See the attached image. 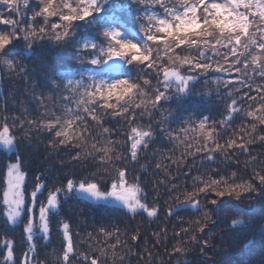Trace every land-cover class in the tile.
<instances>
[{
	"label": "snow or ice",
	"instance_id": "snow-or-ice-1",
	"mask_svg": "<svg viewBox=\"0 0 264 264\" xmlns=\"http://www.w3.org/2000/svg\"><path fill=\"white\" fill-rule=\"evenodd\" d=\"M35 3L25 23L30 0H0V25L7 26V30H0V68L27 75L23 60L36 52L38 43L43 47L45 40L70 52L68 60L59 68H51L50 75L45 77L48 81L45 86L52 90L51 97L60 93L62 103L52 106L58 110L45 108L40 119L26 123L29 132L35 129L51 134L52 151L77 149L72 160L85 167L80 175L74 174L53 189H48L40 176L36 177L30 197H26L27 174L18 151L20 141L12 132L17 125L23 129L25 122L16 117L11 122L8 117H0L3 150L0 158L14 161L5 163L6 171L0 173L4 214L12 224L22 217L26 220L23 232L28 245L20 260L14 257L13 241L5 239L2 264H33L36 232L47 241L53 224L63 235L62 255H57L56 264H107L108 249L96 248L92 233L87 234L85 251L79 250L82 245L74 243L70 224L60 218L64 200L75 196L98 207L119 205L125 215L146 213L149 218L157 217L159 209L143 202L147 193L141 186V178L130 176L127 167L129 158L137 161L139 152L154 143V136L165 135L184 145L182 156L205 152L207 162H214L216 154L226 159L231 158L230 153L251 156L249 145L264 144V0H129L127 5L120 0H35ZM115 9L126 13L123 19ZM20 44L23 51L14 50ZM217 73L236 75L234 79L221 81L214 77ZM202 76L206 83L213 76L217 87L214 93L210 89L208 95L214 94L223 102L225 112L218 119L204 113L198 116L189 113L182 118L178 132L162 126L172 115L169 112L158 122L161 127L157 133L153 113L160 111L161 101L175 98L179 103L193 95V88ZM38 87L31 85L30 90L35 92ZM35 99L43 107L45 93L40 91ZM241 113L247 123L233 130L225 143H220L223 132L232 127L235 116ZM138 115L147 117L149 123L131 128L132 134L127 137L130 147L124 150L130 155L126 156L118 150L122 142L113 140L112 129L103 126L104 117H120L131 124ZM95 128L101 131L95 132ZM193 131L198 134L193 137L196 144L203 141L199 147L188 142L187 133ZM180 133L185 135L183 140ZM255 161L256 157H251L246 167ZM89 163L95 170L87 167ZM173 163L179 165L183 161ZM191 180V191L181 190L180 185L169 181L166 191L172 203L167 214L177 215V209L202 213L201 218L192 222L200 232L211 221L210 213L218 211L225 201L264 198V167L254 166L246 180L236 172L227 177L205 173L192 176ZM45 191L47 196L41 200L39 197ZM237 215L233 213V217ZM250 226L251 221L244 218H232L230 222L234 230ZM113 229L101 226L97 235L115 240L108 245L115 257L121 241L118 226ZM181 231L187 233L188 229ZM137 238L138 233L132 235V240ZM261 238L264 239V232ZM192 240L196 237L192 236ZM208 246L209 241H203L201 251ZM184 252L183 247L174 248L176 254ZM207 264L214 262L209 260ZM247 264H264V245Z\"/></svg>",
	"mask_w": 264,
	"mask_h": 264
},
{
	"label": "trees",
	"instance_id": "trees-1",
	"mask_svg": "<svg viewBox=\"0 0 264 264\" xmlns=\"http://www.w3.org/2000/svg\"><path fill=\"white\" fill-rule=\"evenodd\" d=\"M120 3L127 5L129 0H120ZM36 7L35 0H30L27 13L24 16L25 23L31 15V10ZM118 16L123 17L126 13L122 9L114 10ZM131 28V25H128ZM0 30H7V26L0 25ZM41 44L36 45V52L23 60L27 66V75L21 76L16 73H9L7 70L0 68V117L11 118L16 117L25 122V127L21 129L19 125L12 129L17 140L20 141L18 151L24 160V168L26 171V197H30L31 191L34 189L36 177H41V182L47 185L48 189L60 187L66 183V179L75 175H80L85 165L80 164L72 157L76 154L77 149L59 148L52 151L49 141L52 136L50 133L37 131L33 129L28 131L27 121L40 119L45 112V108L51 111H57L53 108V104L59 105L60 93L56 97H51V89L45 85L48 83L45 77L50 75L51 68H59L63 65L70 55L65 49H57L49 40H45ZM16 51H23V45H17ZM163 55V53H161ZM46 61V63H42ZM223 63V61H221ZM95 67V66H88ZM214 77L221 81L234 79L235 73L231 76L227 74H213ZM155 84V80H153ZM31 85H38L35 92L30 90ZM217 85L213 76L205 78L196 83L193 88L194 94L185 97L179 103L175 98L168 102L161 101L160 111H154V127L157 133L161 125L159 121L163 120L168 113L167 121L162 125L165 128L175 129L177 132L182 127L181 120L189 113H200L210 115L214 119H218L220 114L225 112V105L213 94L208 95L211 89L214 93ZM221 84V91H223ZM40 91L45 93L44 106L37 104L35 96ZM244 91V90H242ZM255 94V93H253ZM246 107V106H245ZM139 110H137V113ZM99 115V113H97ZM104 127L112 129V139L121 141L122 144L118 148L124 155L130 154L125 152L130 147V141L127 137L131 135L132 127H140L149 123L147 117L137 116V120L129 124L128 121L115 116H105ZM247 119L243 113L235 116V122L232 127L222 134L220 143L225 141L232 135L233 130H238L242 124H246ZM94 125L95 122H92ZM95 132L101 131L99 128L94 129ZM175 135V133H174ZM197 132L187 133L188 142L196 144L193 137ZM185 138L184 133H180V139ZM91 143V141L89 142ZM0 151H3L0 149ZM185 151L184 145H178L171 141L165 135L154 136V143L149 144L145 151H140L137 161L127 163L129 175H135L141 178V186L147 193V200L143 201L151 206H156L159 211L157 217L149 218L146 213H137L125 215V210L119 205L114 207H98L92 203L78 199L75 196L68 198L62 202L60 210V218L68 222L71 226L73 241L77 245H82L80 251H85L88 244V233H92L96 237V248H106L107 264H207L211 260L214 264H247L250 257L255 254L261 245H264V239L261 233L264 232V198L249 199L245 198L241 202L225 201V204L216 212L210 213L211 221L207 228L200 232L192 222L202 217V213H194L190 210L177 209V215L169 216L168 208L172 203L166 188L171 183L181 186V190L187 188L191 191L192 176L204 175L211 173L215 175L230 176L236 172L237 176L243 179H249L252 174V168L258 169L264 167V144L259 142L249 145L251 156L242 153L231 154L230 159H226L220 154L214 156V162L205 160L206 153L182 156ZM194 151V149H193ZM251 157H256L254 163L248 164ZM182 160L183 163L177 164L173 161ZM14 162L6 157L0 158V173L6 171L5 163ZM99 163V160L96 161ZM162 165L157 168L156 165ZM89 168L94 166L89 163ZM86 174V173H85ZM239 182V181H238ZM173 196L175 193L172 194ZM47 191L39 198L44 200ZM6 209L2 204V180H0V264L3 262V256L6 249L3 248V241L11 239L14 246V257L23 260L24 253L28 249L26 242V234L23 232L26 220L22 217L16 224L6 220ZM233 213H238L233 217ZM179 217V218H178ZM232 218H244L251 221V226L247 229H233L230 227ZM118 226L120 232V246L115 249V257L112 255V249L108 248L109 244H114L115 240H107L106 237L98 236V230L101 226L114 230L113 226ZM181 229H188L187 233ZM138 233V238L132 240V235ZM78 234V235H77ZM192 236L196 240H192ZM107 240V243L105 242ZM62 231L58 226L53 224L49 239L45 241L42 234L36 232L34 242L37 245L35 261L40 264H56L57 255H62ZM203 241H209V246L201 251ZM180 246L185 249L183 254L174 253V248ZM121 257L123 258L121 260Z\"/></svg>",
	"mask_w": 264,
	"mask_h": 264
},
{
	"label": "rangeland",
	"instance_id": "rangeland-1",
	"mask_svg": "<svg viewBox=\"0 0 264 264\" xmlns=\"http://www.w3.org/2000/svg\"><path fill=\"white\" fill-rule=\"evenodd\" d=\"M6 212V211H5Z\"/></svg>",
	"mask_w": 264,
	"mask_h": 264
}]
</instances>
